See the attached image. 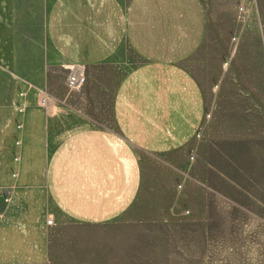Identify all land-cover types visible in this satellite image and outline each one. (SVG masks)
I'll list each match as a JSON object with an SVG mask.
<instances>
[{
	"label": "crops",
	"instance_id": "obj_1",
	"mask_svg": "<svg viewBox=\"0 0 264 264\" xmlns=\"http://www.w3.org/2000/svg\"><path fill=\"white\" fill-rule=\"evenodd\" d=\"M222 6L223 0H0L3 35L37 42L46 66L81 67L91 90L82 104L69 102L70 112L61 99L47 113L19 95L20 117L9 121L20 136L3 144L7 159L0 162V264H54L67 248L72 264H94L86 239H55L49 209L57 228L64 220L83 231L106 230L139 208L142 155L178 177L179 195L186 196V184L205 183L186 151L200 160L196 134L206 105L216 125L232 95L196 79L192 71L202 65H193L192 56L204 49L186 42L206 35V24L217 22L207 10ZM42 73L39 84L55 102L51 89H66V78L57 84L48 69ZM36 142L45 150L50 143L44 160L30 158Z\"/></svg>",
	"mask_w": 264,
	"mask_h": 264
},
{
	"label": "rangeland",
	"instance_id": "obj_2",
	"mask_svg": "<svg viewBox=\"0 0 264 264\" xmlns=\"http://www.w3.org/2000/svg\"><path fill=\"white\" fill-rule=\"evenodd\" d=\"M207 11L216 14L212 19L217 22L206 24V35H190L186 40V46L202 48L205 54L192 56L193 65H202L201 71L192 74L214 91L222 86L224 95L232 98L222 105L225 118L216 125L206 105L205 122L196 132L197 137L201 135L200 160H193L194 151L190 155L186 151L192 170L206 181L200 186L186 184V196L179 195L178 177L165 174L156 161L142 155L139 208L106 230L83 231L64 220L57 228L49 209L52 233L58 234L55 239H86L87 256L94 253V258H88L94 264H264V0H223L222 7ZM0 34L2 162L7 159L3 144L20 136L9 119L12 114L15 120L20 117L14 108L21 93L22 102L33 98L38 107L51 113L60 99L63 112H70L69 102L82 104L91 90L85 87V75L82 88L75 93H68L64 86L51 89L56 99L48 103V87L39 84L43 69L50 71L57 84L68 70L46 66L43 56L36 54L38 43L25 35ZM24 48H30V54L23 55ZM31 83L41 89L30 87ZM44 98L47 108L41 105ZM31 147V159L44 160L50 151V143L46 150L37 142ZM68 250L62 249L54 264H72Z\"/></svg>",
	"mask_w": 264,
	"mask_h": 264
},
{
	"label": "built area",
	"instance_id": "obj_3",
	"mask_svg": "<svg viewBox=\"0 0 264 264\" xmlns=\"http://www.w3.org/2000/svg\"><path fill=\"white\" fill-rule=\"evenodd\" d=\"M68 73L65 79V86L67 91L69 92H77L79 91L84 84V73L81 67L76 68L75 66H71L67 68ZM52 219L48 218L46 224L52 225Z\"/></svg>",
	"mask_w": 264,
	"mask_h": 264
},
{
	"label": "bare ground",
	"instance_id": "obj_4",
	"mask_svg": "<svg viewBox=\"0 0 264 264\" xmlns=\"http://www.w3.org/2000/svg\"><path fill=\"white\" fill-rule=\"evenodd\" d=\"M75 67H76V66H75ZM76 68H78V67H76ZM41 105H42L43 107H46V100H45V98L41 100Z\"/></svg>",
	"mask_w": 264,
	"mask_h": 264
}]
</instances>
